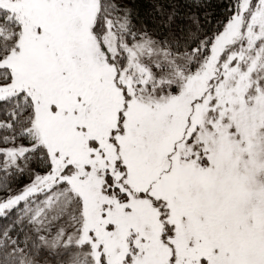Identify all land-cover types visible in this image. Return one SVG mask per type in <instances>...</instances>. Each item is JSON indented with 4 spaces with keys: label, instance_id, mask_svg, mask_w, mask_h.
Listing matches in <instances>:
<instances>
[{
    "label": "snow or ice",
    "instance_id": "1",
    "mask_svg": "<svg viewBox=\"0 0 264 264\" xmlns=\"http://www.w3.org/2000/svg\"><path fill=\"white\" fill-rule=\"evenodd\" d=\"M0 264H264V0H0Z\"/></svg>",
    "mask_w": 264,
    "mask_h": 264
}]
</instances>
